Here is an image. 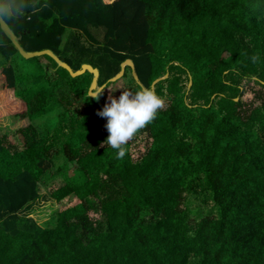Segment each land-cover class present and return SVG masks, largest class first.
<instances>
[{"label": "trees", "instance_id": "16d2710c", "mask_svg": "<svg viewBox=\"0 0 264 264\" xmlns=\"http://www.w3.org/2000/svg\"><path fill=\"white\" fill-rule=\"evenodd\" d=\"M0 14L26 52L50 50L74 72L90 65L103 90L131 60L128 91L168 100L118 158L100 146L109 133L88 94L93 74L72 77L44 55L31 91L6 64L0 113L17 108L10 117L29 125L22 146L0 136V264H264V0H0ZM0 54L20 55L1 28ZM246 83L260 88L249 105ZM58 109L42 135L33 122ZM142 135L151 144L134 160ZM60 164L73 177L51 196L78 203L43 227L28 212ZM186 194L216 214L193 224Z\"/></svg>", "mask_w": 264, "mask_h": 264}, {"label": "rangeland", "instance_id": "374dc122", "mask_svg": "<svg viewBox=\"0 0 264 264\" xmlns=\"http://www.w3.org/2000/svg\"><path fill=\"white\" fill-rule=\"evenodd\" d=\"M106 3H110L113 0H104ZM72 34L70 29H67L63 38L62 48H64L65 43L67 41V37ZM43 66L42 69L39 66V63ZM12 63L15 67L18 75L21 79H27L25 83H28L31 91H36L42 87L43 81H30L34 76L43 74L44 71L47 72L46 66L49 65V62L44 57H34L31 59H25L19 54L14 55L10 60L0 54V70L8 64ZM94 66L98 68V66L92 62ZM48 79L50 81L56 78V74L48 69ZM34 83H38V85H33ZM132 84V79L129 73H127L126 77H122L120 80L113 82L108 88L103 91V95H101L100 99L97 101V104L103 108L105 102L109 95H112L115 98H119L123 90H128ZM25 87V85H24ZM246 93L242 97V101L246 104L254 103V93L258 91L260 88L256 86L254 83H246ZM99 87H97L98 89ZM4 94V96L2 95ZM6 92L2 88L1 81V73H0V99L1 106L6 104L7 97ZM164 102V106L162 109L168 106V100L162 99ZM257 104V103H256ZM17 108H4L0 113V136L7 134L12 142L16 143L19 146L23 145L22 136L18 133V130L29 125V121L22 120L21 118L10 117L13 112H16ZM18 110V109H17ZM62 110L58 109L54 113H50L45 117L38 118L33 122L35 124L42 135L51 131L53 127L58 123V119L56 116ZM151 144V140L147 137V135L138 136L137 139L133 142L131 147V153L134 160L139 159L149 148ZM73 170H70L68 165L60 164V168H55L51 171L48 176L42 181L40 185V198L34 204H32L28 214L31 218H33L39 225L43 227L52 226L57 214L68 208L72 207L78 203V200L74 196H70L63 200L62 202H56L51 193L63 186L65 180L69 177H73ZM204 196H192L190 194L185 195V200L183 202V207H186L191 212V221L193 224L198 222L203 216L207 214L215 215L216 212L214 210L212 202L209 200L204 201ZM91 218L94 222L100 221L101 216L97 213L91 212Z\"/></svg>", "mask_w": 264, "mask_h": 264}, {"label": "clouds", "instance_id": "9594fccd", "mask_svg": "<svg viewBox=\"0 0 264 264\" xmlns=\"http://www.w3.org/2000/svg\"><path fill=\"white\" fill-rule=\"evenodd\" d=\"M0 25L7 24L0 20ZM101 95L102 89L94 98L98 101ZM163 106V100L150 87H140L135 92L123 90L119 98L109 95L103 108L96 113L98 117L107 120L104 127L109 133L100 146L107 144L117 151L118 158L124 157L125 145L155 118L157 111Z\"/></svg>", "mask_w": 264, "mask_h": 264}, {"label": "water", "instance_id": "95a60500", "mask_svg": "<svg viewBox=\"0 0 264 264\" xmlns=\"http://www.w3.org/2000/svg\"><path fill=\"white\" fill-rule=\"evenodd\" d=\"M0 20H3V17L1 16L0 14ZM7 24V23H6ZM0 28L2 30V32L9 38V40L12 42V44L14 45V47L18 50V52L20 53V55L25 58V59H31V58H34V57H41V56H44V55H47L49 57H51L53 60L56 61V63L66 69L70 75L72 77H78L86 72H89L91 74H93V80H92V83L90 85V88L88 90V94L90 97L94 98V95L100 90V89H104L105 88V85L104 86H101L97 89L98 87V79H99V71L97 69H94L93 67H91L90 65H83L82 68L76 72H74L71 67L62 62L52 51L50 50H44V51H39V52H26L21 44H20V40L22 38L21 35H16L11 29L10 27L8 26V24L6 26L4 25H0ZM126 67H130L132 69V74H133V77L136 81H138V78H137V75H136V72H135V68H134V64L131 60H126L124 63H122L121 65V71L113 78H111L109 81L111 83L113 82H116L118 80H120L123 76H124V73H125V68ZM168 77V74H166L164 77L162 78H159L157 80L154 81V83L152 84V88L155 87V85L160 82L161 80H164ZM191 86V81L189 83V87ZM188 87V88H189ZM238 100V99H236Z\"/></svg>", "mask_w": 264, "mask_h": 264}, {"label": "crops", "instance_id": "0c3cea01", "mask_svg": "<svg viewBox=\"0 0 264 264\" xmlns=\"http://www.w3.org/2000/svg\"><path fill=\"white\" fill-rule=\"evenodd\" d=\"M0 73H1V70H0Z\"/></svg>", "mask_w": 264, "mask_h": 264}]
</instances>
